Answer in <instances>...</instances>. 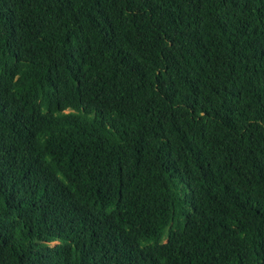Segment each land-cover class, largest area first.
<instances>
[{
  "label": "trees",
  "instance_id": "1",
  "mask_svg": "<svg viewBox=\"0 0 264 264\" xmlns=\"http://www.w3.org/2000/svg\"><path fill=\"white\" fill-rule=\"evenodd\" d=\"M0 264H264V0H0Z\"/></svg>",
  "mask_w": 264,
  "mask_h": 264
}]
</instances>
